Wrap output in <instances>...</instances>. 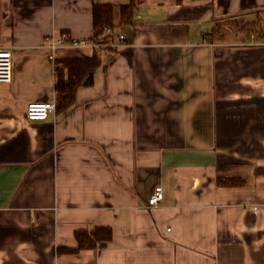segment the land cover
<instances>
[{
	"label": "crops",
	"instance_id": "0c3cea01",
	"mask_svg": "<svg viewBox=\"0 0 264 264\" xmlns=\"http://www.w3.org/2000/svg\"><path fill=\"white\" fill-rule=\"evenodd\" d=\"M95 4L115 6L123 43L71 106L29 120L30 103L57 98L47 38H93ZM254 40L264 42V0H0L14 65L0 85V264H264ZM98 228L111 240L82 249L76 233Z\"/></svg>",
	"mask_w": 264,
	"mask_h": 264
},
{
	"label": "trees",
	"instance_id": "16d2710c",
	"mask_svg": "<svg viewBox=\"0 0 264 264\" xmlns=\"http://www.w3.org/2000/svg\"><path fill=\"white\" fill-rule=\"evenodd\" d=\"M115 6L112 4H95L93 9L95 35L101 33L104 26L116 29L114 22ZM134 4L122 7V23L133 22ZM60 65L55 68L56 73V104L57 110H65L76 100L78 90L83 85L92 83L93 74L102 64V58L96 54L92 56L70 57L60 60ZM226 185H235L234 180L222 181ZM111 231L107 228H98L89 233L79 231L76 239L82 249H95L100 244L111 240Z\"/></svg>",
	"mask_w": 264,
	"mask_h": 264
},
{
	"label": "built area",
	"instance_id": "2783aa9c",
	"mask_svg": "<svg viewBox=\"0 0 264 264\" xmlns=\"http://www.w3.org/2000/svg\"><path fill=\"white\" fill-rule=\"evenodd\" d=\"M251 38L254 39L253 36ZM116 39L118 42L123 43L124 36H117L116 29L111 26H104L100 34L89 39L73 38L67 33H62L59 36H49L45 48L49 53L48 59L50 63L56 68L60 65V51L72 50L89 53L91 55L96 54L102 57L111 48L120 46V43L116 44ZM251 45H264V42L257 43L254 40ZM13 66V52L9 49L0 48V85L8 84L13 81ZM56 111V102H33L28 105L26 116L29 120L41 121L48 119V117ZM163 199L164 193L161 189H158L151 196L148 205L150 208H157L161 205Z\"/></svg>",
	"mask_w": 264,
	"mask_h": 264
},
{
	"label": "rangeland",
	"instance_id": "374dc122",
	"mask_svg": "<svg viewBox=\"0 0 264 264\" xmlns=\"http://www.w3.org/2000/svg\"><path fill=\"white\" fill-rule=\"evenodd\" d=\"M243 37L245 38L246 36H245V35H243Z\"/></svg>",
	"mask_w": 264,
	"mask_h": 264
}]
</instances>
